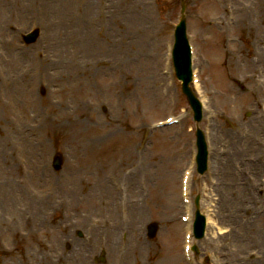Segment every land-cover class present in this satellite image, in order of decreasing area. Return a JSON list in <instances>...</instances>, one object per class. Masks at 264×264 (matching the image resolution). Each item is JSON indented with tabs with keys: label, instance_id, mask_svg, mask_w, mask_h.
I'll use <instances>...</instances> for the list:
<instances>
[{
	"label": "rangeland",
	"instance_id": "obj_1",
	"mask_svg": "<svg viewBox=\"0 0 264 264\" xmlns=\"http://www.w3.org/2000/svg\"><path fill=\"white\" fill-rule=\"evenodd\" d=\"M118 1L119 7H125V13L116 14L121 11L116 9L103 30L91 24L98 16L88 20V40L94 37V31L104 33L101 39L97 38V41L101 40L98 49L91 48L102 53V58L111 59L107 52L114 49L111 46L113 37L115 43L126 47V50H119L124 54L117 57L118 60L123 59L124 63H112L115 67L111 70L114 75L112 80L117 76L122 86L113 87L111 84L110 89L116 91L117 96L114 94L113 97L109 93L110 96L103 97L102 84L97 76L100 74L108 77V66L99 69L96 59L88 53L81 55L76 63L80 68V64L84 63L82 61L89 59V67H93L91 70L89 68L90 72L83 75L73 70L68 71L67 65L73 57L67 50L74 46L73 39L80 43L78 39L82 42L84 38L76 31L75 36L64 37V32L69 33L73 27V5L71 12L66 9L60 13L54 9L56 0H0V97L9 102L11 110L10 113L3 105L5 112L0 115V141H5V135L12 131L17 134L18 137L12 136L9 140L13 138L29 159L31 165L28 171L32 172H28L31 176L28 178L27 188L33 196L44 195L51 202L54 193L67 194L72 185L74 191L71 190L70 193L91 199L92 204L99 208L94 191L88 192L91 185L83 187L81 184H70L67 188L66 180H74L75 176L80 180L82 177L81 174H75L78 169L86 170V164L103 161L102 156L94 158L95 156H83L86 151L78 152L83 146L77 148L72 143L71 126L76 121H83L87 125L81 140L84 135L93 131L94 134L103 133L106 129V136L125 139L127 144L123 148L126 151L130 149L127 154L131 153L134 165L141 166L142 169L138 172L131 165L132 171H136L137 177L147 179L146 187L149 190L146 192L150 193V206H144L146 217L141 222L145 218L149 220L154 217L159 224L157 238L153 243L155 258L164 253L166 258L173 259L174 264H186L181 249L180 216L185 213V209L180 199L179 180L183 171L191 164L194 148L193 134L189 129L194 122L180 85L166 84L171 93L170 97H163L157 86V78L147 79L143 70H147L148 66L142 63L146 54L164 53V44L170 39L179 4L159 0L158 6L148 7L144 5V0H116ZM136 2L137 5L134 4ZM188 3L191 36H197V63L201 69L204 68L202 88L208 100L205 125L208 133L210 132L212 153L208 174L200 178L195 176L197 179L192 184L193 194H201L202 206L209 213L212 222L206 238L196 243L197 259L208 255L211 264H243L247 252L253 248L244 237L247 226L242 220L246 219L247 213H243V206H251V210H255L252 203L258 197L257 191L254 193L249 183L251 179L254 182L261 179L259 174H252L255 167L259 166L258 158L264 151L261 148L264 142V0H188ZM249 3L251 4L248 5ZM235 5L246 6L236 9ZM136 7L141 8V13L131 14L130 10H135ZM137 16H142L144 22L141 20V25L135 29ZM122 20L124 25L117 28L115 23ZM34 25L42 28L41 37L36 44L26 46L22 41L23 33ZM106 32L112 34V37H106ZM137 34L141 35V46L139 49L135 46L134 50L138 54L130 57L131 46L138 40L128 43H123V40L130 36L137 37ZM155 42L156 47H151ZM62 65L63 70L59 71V66ZM153 72H157L154 63ZM72 77L87 81L94 92L85 101L92 112L86 116L83 114L84 110L80 111L79 108L84 105L83 102L75 99L70 90L75 83L71 81ZM73 106L78 110L72 111ZM168 113H183L182 124L154 131L153 122L163 120ZM100 138L93 135L90 139L94 143V140ZM16 142L9 144L11 152ZM56 150L63 153L65 158L60 172H55L50 165V157ZM234 150L237 155L230 153ZM106 151L109 152L108 149ZM14 162L17 173L14 168L13 177L17 183L20 174L18 162ZM115 164L105 168L100 181L104 180L111 185L107 178L109 172L118 174L116 177L120 180L123 177L124 181L133 176H121L122 165L114 170ZM226 169L231 170L232 176L231 173L224 176ZM95 183L93 181L92 185ZM261 189L263 192V185ZM140 193L145 192L139 189L138 195L141 196ZM222 195L228 199L225 206L219 201ZM27 197L33 198L29 195ZM28 208L31 214V202L28 203ZM38 208L41 212L42 207ZM80 209L83 212L82 207ZM151 209L154 211L153 216ZM45 217L41 212L39 218L33 217L27 221L29 234L22 237V241L15 234L16 244H23L26 251L31 252L27 254L19 248L10 252L0 249V264H6L11 253L20 255L23 261L26 256L38 260L33 255V250L39 247L46 250V242L51 241L53 235V217L47 221ZM39 224H44L42 232L38 229ZM218 230L222 233L219 238ZM169 231L172 237L169 236ZM9 241L12 242L13 238L9 237ZM25 264L32 263L29 259ZM164 264H167L165 260Z\"/></svg>",
	"mask_w": 264,
	"mask_h": 264
},
{
	"label": "bare ground",
	"instance_id": "obj_2",
	"mask_svg": "<svg viewBox=\"0 0 264 264\" xmlns=\"http://www.w3.org/2000/svg\"><path fill=\"white\" fill-rule=\"evenodd\" d=\"M66 1L68 3H71V0H62L61 2L65 3ZM63 11H65V10H63ZM63 11H61V13ZM142 18H143L142 16L139 17V19L143 21ZM82 21H85V20H82ZM62 28H64V27L62 26ZM71 28L72 29H70L69 33L68 32H64L65 34L63 33L65 38L71 37L73 35L75 36V32H73L74 31V27H71ZM85 30L86 31L88 30V26H85ZM91 41L92 40H90L89 42H85L84 41V42L75 44L72 47V49L69 48L67 50L68 54H70L73 57L72 59H73L74 62H77V59L84 53L85 54L89 53L91 55L95 54L91 50V46H93V48L94 47L96 48L95 42H93V41L91 42ZM77 45H79L78 46L79 50L76 49ZM59 50H60V48H59ZM62 51L64 52V50H62ZM75 70L79 72L78 67H75ZM148 74H151L150 78H154V77L156 78V74H154L152 71L148 72ZM147 78L150 79L148 76H147ZM146 85H149V84H146ZM88 86H89V84H80L78 82V84H76L75 86H72L71 89L77 88V90H79V91H77V94L79 96H81V97H83V95L81 94V92H82L81 89H85L86 90V94H84V93L83 94L86 97H89L91 94H94V92L91 89H89ZM107 86H108V84L104 85L103 89L107 88ZM86 87L88 89H86ZM88 107L89 106L87 105V103H84L83 110H87ZM3 109H5V108H3ZM1 111L2 110H0V112ZM85 126H87V125L83 121L73 122V124L71 126V141H72V143H74L77 146V148H78V146H83V147H81L80 151L83 150V151H87V152H92V149L93 150L96 149V144L93 143V139L89 140L88 135H85V137L82 140L80 139V137L83 135V132L86 129ZM96 142H97V140H96ZM0 144H1V149H0V167H1L2 163L5 164L9 160V157L11 156V153L9 154L10 151L7 149L8 141H0ZM230 153L232 155H234V154L237 155L238 154L235 150H234V152L230 151ZM123 157H124V155H119L117 160L121 161V160H123ZM12 159L14 160V157H12ZM124 160H125V158H124ZM12 163L10 165H4V171L5 172L2 171V169L0 168V183H3V184L0 185V223L3 222V221L8 220L9 217H11L10 215H16L17 210L19 209V205H20L18 202H20V200H22L25 196L29 195V196L33 197V200L31 202V208L33 209V212L31 214L27 215V218L30 217L29 219L26 218L28 221L31 219L32 216L35 217V218L39 217V215L41 214V212L39 211V208H38L40 204L45 203V204L48 205V204L51 203V202H48L45 198H40L38 196L36 197L35 195L33 196L32 192L27 187L18 186L17 183L14 182L15 179H14L13 176L15 175V169H14V165ZM230 173H231V170H228V169L224 170V176H227ZM231 176H232V173H231ZM78 180L79 179H76L74 181L76 182ZM87 183L90 184V180H87ZM104 183L105 182L103 181L102 184H104ZM220 192H222L221 189H220ZM105 193H106L107 204H108L110 212H111V216L110 217L108 216V218L106 219V222L109 223L108 226H114V225H119L120 226V225H123L125 222L121 219V216L116 212V209L114 208V202L112 200V190H111V188L106 186L105 187ZM219 201L222 202V204L224 206L228 204L227 197L225 198L223 195L219 199ZM24 205H26V204H22L20 206V208H22ZM34 206L36 207L37 210H35ZM136 206L141 208V209L140 210H136V211L133 210L132 212H134L133 213L134 216H132V217H135V219H141L144 216V211L142 210L143 207H142V205H136ZM233 206L234 205H232V207ZM262 218H263V216L258 217V221L259 222L257 223V225H261V226L264 227V222L261 221ZM130 222L132 224H135V228L136 229L139 228L138 227V223L134 222L132 219L130 220ZM253 227H254V225H253ZM253 227L244 229L245 230L244 237L247 238L248 244H253V242H254L255 247H257L256 246L257 244H258L259 247H261V243H259V242H261V241L264 242V231H262L263 233H261L260 235L257 236L253 232ZM115 230H116V227H110L108 229V231H107L109 236L112 239L116 237ZM257 240L259 241L258 243H257ZM110 246L108 248V250H109L108 254L111 256L114 253L113 251L115 250V248L113 246H112V248H110ZM80 247H81V245L78 246V248H80ZM262 249L264 251V244L263 243H262ZM45 258H46V256H43V259H45ZM59 259H61V258H59ZM56 262H57V259H56L54 264H56ZM260 262H261V264H264V255H263V261H260Z\"/></svg>",
	"mask_w": 264,
	"mask_h": 264
}]
</instances>
